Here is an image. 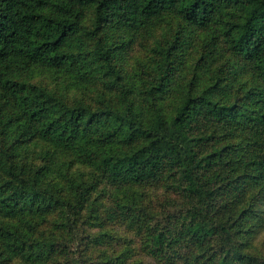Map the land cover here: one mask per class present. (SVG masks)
Wrapping results in <instances>:
<instances>
[{"label":"trees","instance_id":"obj_1","mask_svg":"<svg viewBox=\"0 0 264 264\" xmlns=\"http://www.w3.org/2000/svg\"><path fill=\"white\" fill-rule=\"evenodd\" d=\"M89 13L92 29L83 24ZM169 14L180 23L172 37L157 41L144 65L147 73L138 76L145 101L139 105L119 61L140 34ZM187 26L209 32L200 61L210 59L223 40L253 80L231 98L223 76L199 88L192 79L166 115L160 102L171 92L189 42ZM82 28L87 33H80ZM87 34L95 39L93 46L84 41ZM225 66L233 67V60ZM40 68L84 77L96 71L121 88L123 106L71 105L18 77ZM0 100L16 108L24 136L38 134L80 151L112 186L163 180L184 198L161 216L121 205L124 213L134 209L132 219L150 256L165 264H264L263 249L253 243L261 235L264 247V0H0ZM116 142L123 149H116ZM13 161L8 155L0 213L43 215L59 209V230L73 239H99L79 234L95 184L75 180L72 192L63 194L41 183L42 172H17ZM0 230L15 251L23 248L10 225ZM70 246L64 238L46 239L29 255L51 261L61 251L69 253Z\"/></svg>","mask_w":264,"mask_h":264},{"label":"rangeland","instance_id":"obj_2","mask_svg":"<svg viewBox=\"0 0 264 264\" xmlns=\"http://www.w3.org/2000/svg\"><path fill=\"white\" fill-rule=\"evenodd\" d=\"M179 23L177 15L169 14L151 31L140 34L119 61L125 75L126 88L131 87V95L139 105H145V101L138 76L143 77L147 73L144 72V65L150 63V55L157 41L172 37ZM83 24L85 28L92 29L91 13ZM81 30L80 33H87L84 28ZM187 32L189 42L180 55L171 92L160 102L166 115L173 112L181 92L189 88L192 79L197 82L196 88H199L211 82V78L223 76L222 83L226 85L224 91L231 98L241 96L243 91L240 87L253 80L252 73L247 71L248 67L242 68L243 60L233 55L223 40L218 42L210 59L200 61L202 54L207 53L205 41L210 36L209 32L197 27L192 29L190 26H187ZM84 41L93 46L95 39L87 34ZM227 60H233L234 66H225ZM97 75L96 71L84 77L72 71L40 68L18 74V77L47 87L71 105L83 103L97 108L108 104L121 108L124 102L121 88L114 87L107 78ZM197 75L200 77L196 78ZM19 116L16 108L7 107L0 100V181L8 177L7 156L11 155L17 172L32 175L42 172L41 183H49L63 194L72 192V182L75 180L95 184L83 213L79 234H91L99 239L91 236L84 237L85 240L73 239L66 231L59 230V209L43 215L10 217L0 213V226L10 225L23 240L16 242L22 244L23 248L19 252L15 251L9 237L0 230V264H101L111 262L112 259H116L114 263L117 264H165L150 256L143 247L139 223L137 219H132L135 216L134 209L124 213L121 205H133L135 209L140 208L161 216L168 208L183 204L184 198L167 187V182L163 180L142 185L112 186L101 178L97 163L86 161L80 151L57 146L38 134L24 136L21 121L17 120ZM93 137L97 138L98 134L95 133ZM114 147L120 150L124 146L116 142ZM93 215L97 217L93 219ZM51 238H64L71 243L69 253L61 251L51 261H40L29 255L36 250L39 241ZM261 242V235L253 239V243L264 252Z\"/></svg>","mask_w":264,"mask_h":264}]
</instances>
